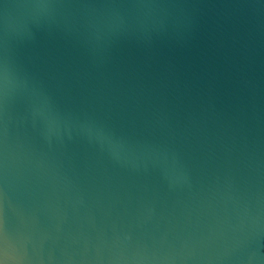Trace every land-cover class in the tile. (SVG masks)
Returning <instances> with one entry per match:
<instances>
[{"label": "water", "instance_id": "water-1", "mask_svg": "<svg viewBox=\"0 0 264 264\" xmlns=\"http://www.w3.org/2000/svg\"><path fill=\"white\" fill-rule=\"evenodd\" d=\"M0 264H264V0H0Z\"/></svg>", "mask_w": 264, "mask_h": 264}]
</instances>
